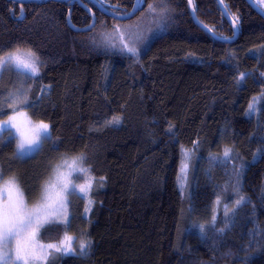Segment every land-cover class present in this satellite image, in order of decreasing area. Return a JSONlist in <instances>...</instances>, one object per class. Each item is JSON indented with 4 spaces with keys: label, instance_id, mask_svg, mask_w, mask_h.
Returning <instances> with one entry per match:
<instances>
[{
    "label": "trees",
    "instance_id": "16d2710c",
    "mask_svg": "<svg viewBox=\"0 0 264 264\" xmlns=\"http://www.w3.org/2000/svg\"><path fill=\"white\" fill-rule=\"evenodd\" d=\"M94 1L121 15L134 2ZM252 1L264 12V0ZM79 2L95 16L87 32L69 26L90 23ZM221 2L239 28L230 44L194 24L187 0L139 1L128 20L153 19L152 40L132 53L100 45L120 20L89 0H0V57L17 48L39 57L36 77L3 72L0 102L25 91L28 104L18 111L47 123L51 137L21 158L16 139L0 133L4 180L15 175L33 205L63 156L83 154L90 169L74 184L94 179L68 197L67 223L40 230L47 244L74 240L71 254L54 253L44 264H264V19L245 0ZM192 4L204 27L233 36L216 0ZM2 106L0 121L13 113ZM225 148L228 162L212 159ZM183 150L195 167L180 190ZM82 242H90L85 254Z\"/></svg>",
    "mask_w": 264,
    "mask_h": 264
},
{
    "label": "snow or ice",
    "instance_id": "6c2138e0",
    "mask_svg": "<svg viewBox=\"0 0 264 264\" xmlns=\"http://www.w3.org/2000/svg\"><path fill=\"white\" fill-rule=\"evenodd\" d=\"M146 0H140L142 5ZM156 7L152 4L148 6L149 12H154ZM111 39V37L107 38ZM125 37L121 36V41ZM130 39V38H129ZM129 52L135 53V47L124 45ZM15 70L18 77H24L25 80L31 79L39 75V57L31 49L21 50L17 48L9 52L6 56L0 57V77L4 71ZM245 74H241L243 78ZM23 83V81H21ZM11 103H8V102ZM3 104H8L12 108L15 115H25L18 111V105H27L28 97L25 91L17 90L15 93H9L8 97L0 102V114H3ZM253 110L250 105L249 111ZM15 115H11L7 120L0 122V133L7 131L8 136L17 139L16 155L21 158L30 157L40 150L41 145L50 140L49 125L40 122L38 125H32L28 121L29 129L27 132H21L19 127L13 122ZM119 118H114L109 123H118ZM16 128L19 133L17 138L9 128ZM188 155L185 150V156ZM224 162L231 158V149L225 148ZM85 157L83 154L75 157L63 156L60 162L52 168V175L41 186V194L37 202L30 208L25 199V192L21 188L18 178L13 175L7 180H4V172L0 170V181H3V187L0 191L7 192V198L0 196V264H36L41 259H47L52 255L51 252L41 256L35 251L36 240L40 230L46 225L55 223L52 217L57 216L68 203V196L75 190V185L72 179H80V173H88L89 168L84 167ZM186 169L187 165H183ZM65 169L69 171H64ZM183 170V169H182ZM239 170L237 169V172ZM94 179L89 177L87 186H80V193L91 188ZM244 200L241 197L236 201L239 205ZM219 202V201H218ZM228 212H225V216ZM213 225L216 221L215 215L212 217ZM223 231V229H220ZM72 237H65L60 242V245L48 244V249H54L57 253L71 254L72 253ZM13 242L15 247L13 248ZM43 245L40 248L43 249ZM81 254H85L90 247V242H82L80 244Z\"/></svg>",
    "mask_w": 264,
    "mask_h": 264
},
{
    "label": "rangeland",
    "instance_id": "374dc122",
    "mask_svg": "<svg viewBox=\"0 0 264 264\" xmlns=\"http://www.w3.org/2000/svg\"><path fill=\"white\" fill-rule=\"evenodd\" d=\"M152 22H153V19H151V18L147 19V17L142 18L141 16L138 18H135V19L128 20V21H117L116 25L114 26V30L102 35L98 41H99L100 45H102V47L108 51H110V50L112 51L116 45L129 44V46L135 47L136 53H142L146 49V47L150 43V41L152 40L151 33L149 32V29H150ZM121 36L125 37L123 42L121 41ZM109 37H111V39H107ZM19 112L25 113L23 111H19ZM25 114H26V116L25 115H15L14 113L11 114V115H15V120L13 122L19 127L21 132H27L28 131V129H29L28 121H31L32 125H38L40 123V122L33 121L28 116L27 113H25ZM8 117L1 120L0 122L7 120ZM9 130L17 138L19 137V133L17 132L16 128L10 127ZM16 141H17V139H16ZM187 152H188L187 156H185V150H183L182 154H181V165H180V170H179L180 182L177 183L178 188L180 190H183L185 187H187L188 180H190L189 178L191 177L192 172H193L194 167H195V164H194L195 159H194L192 152L190 150H187ZM212 156H213L212 159L214 158V160L216 159L217 161L224 162V156H222L221 158L219 157V155H216V156L212 155ZM228 161H229V159L227 160V162ZM185 164L187 165L186 169L183 168V165H185ZM193 164H194V166H193ZM240 168L241 167L237 168L239 171L238 172L235 171V173H239ZM64 171L67 172L69 170L65 169ZM51 175H52V173H51ZM74 185L76 186L74 191L80 192L79 191L80 186L76 185V184H74ZM2 187H3V183L0 184V188H2ZM0 196L7 198V192L0 191ZM33 205L28 204V206L30 208ZM68 217H69V212H68V204H67L65 209H63L57 216L52 217L51 219H53L55 222L67 223ZM49 244H53V243H49ZM71 244H74V240H72ZM40 245L44 246L43 249L40 248ZM47 245L48 244L46 242L40 241L37 238L35 251L37 253H39L41 256H44L45 254H47L49 252H51L52 255L54 253L58 254L57 252L54 251V249H48ZM56 245L59 246L60 242ZM14 247H15V242H13V248ZM46 260L41 259V260L37 261L36 264H44V262Z\"/></svg>",
    "mask_w": 264,
    "mask_h": 264
},
{
    "label": "water",
    "instance_id": "95a60500",
    "mask_svg": "<svg viewBox=\"0 0 264 264\" xmlns=\"http://www.w3.org/2000/svg\"><path fill=\"white\" fill-rule=\"evenodd\" d=\"M14 1H18L20 3H24V2H37V1H40V0H14ZM93 5H95L101 12L109 15L110 17L116 19V20H128L130 19L131 17H133L136 13H137V10H138V5H139V0H134L133 2V5H132V8L130 9L129 12H127L126 14H115V13H112L104 8H102L100 5H98L97 3H95L93 0H89ZM218 3H219V8H220V12L222 14V16L224 17V19L228 22V24L230 25L231 29H232V32H233V37L228 39V38H222L220 36H217L215 35L213 32H211L208 28L206 27H203L202 24L200 22H198V20L196 19L195 17V14H194V10H193V4H192V1L191 0H187V4H188V8H189V11H190V14H191V18H192V21L194 22V24L202 29L206 34H208L213 40L219 42V43H222V44H230L232 43L233 41H235V39L237 38L238 36V32H239V28L237 26V24L230 18V16L228 15V13L226 12L221 0H216ZM247 2V4L258 14L260 15L263 19H264V12L258 8L254 2L252 0H245ZM71 3V2H70ZM79 4L81 6L82 3L79 2ZM83 8L86 10V12L89 14L90 16V23L88 24V26L86 28H82V29H79L77 27H73L72 24L69 22V24L73 27V30L74 31H81V32H85V31H88V30H91L94 26H95V16L93 14V12L89 9H87L86 7L83 6ZM68 21H69V18H68Z\"/></svg>",
    "mask_w": 264,
    "mask_h": 264
},
{
    "label": "bare ground",
    "instance_id": "6f19581e",
    "mask_svg": "<svg viewBox=\"0 0 264 264\" xmlns=\"http://www.w3.org/2000/svg\"><path fill=\"white\" fill-rule=\"evenodd\" d=\"M14 1V0H13ZM94 1V0H93ZM140 1V0H139ZM192 1V0H191ZM18 2V1H17ZM95 2V1H94ZM96 3V2H95ZM218 3V2H217ZM98 4V3H97ZM99 5V4H98ZM218 6H219V3H218ZM138 8H139V5H138ZM69 26H70V28L73 30V28L71 27V25L69 24ZM203 26V25H202ZM204 27V26H203ZM86 28V27H85ZM79 29H82V28H79ZM88 31H90V30H88ZM77 32H81V31H79V30H77ZM85 32H87V31H85ZM233 37V36H232ZM231 37V38H232ZM228 39H230V38H228Z\"/></svg>",
    "mask_w": 264,
    "mask_h": 264
}]
</instances>
